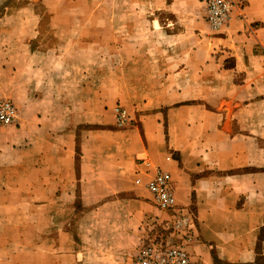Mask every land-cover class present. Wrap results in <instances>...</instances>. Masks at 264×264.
Returning a JSON list of instances; mask_svg holds the SVG:
<instances>
[{
	"label": "crops",
	"instance_id": "crops-1",
	"mask_svg": "<svg viewBox=\"0 0 264 264\" xmlns=\"http://www.w3.org/2000/svg\"><path fill=\"white\" fill-rule=\"evenodd\" d=\"M203 6L0 0L21 118L0 125V264H134L166 218L155 168L193 216V264H264V0L219 31Z\"/></svg>",
	"mask_w": 264,
	"mask_h": 264
},
{
	"label": "built area",
	"instance_id": "built-area-1",
	"mask_svg": "<svg viewBox=\"0 0 264 264\" xmlns=\"http://www.w3.org/2000/svg\"><path fill=\"white\" fill-rule=\"evenodd\" d=\"M205 16L212 30L228 28L233 13L238 9V0H203ZM116 124L126 126L130 122L129 112L121 106L115 109ZM20 115L14 102L7 97L0 99V125L3 127L19 126ZM152 196L155 207L166 215L159 224L168 236L151 237L148 235L142 248L135 257L134 264H193L188 246L193 238L190 229L193 225L192 214L177 204L172 175L161 168H155L153 175L145 185ZM153 227V229L155 228ZM182 236L179 245H170L169 238Z\"/></svg>",
	"mask_w": 264,
	"mask_h": 264
},
{
	"label": "trees",
	"instance_id": "trees-1",
	"mask_svg": "<svg viewBox=\"0 0 264 264\" xmlns=\"http://www.w3.org/2000/svg\"><path fill=\"white\" fill-rule=\"evenodd\" d=\"M150 233H151L150 235L157 234L158 237H163V238H166L168 236L167 232L163 231L159 226V224H156L155 228Z\"/></svg>",
	"mask_w": 264,
	"mask_h": 264
},
{
	"label": "rangeland",
	"instance_id": "rangeland-1",
	"mask_svg": "<svg viewBox=\"0 0 264 264\" xmlns=\"http://www.w3.org/2000/svg\"><path fill=\"white\" fill-rule=\"evenodd\" d=\"M203 12H204V14H205V9H204V6H203ZM3 98V97H2ZM2 98H0V99H2ZM7 98H9V97H7ZM20 115V114H19ZM21 119V118H20ZM8 127H15V126H8ZM146 188V187H145ZM147 191V190H146ZM148 192V191H147ZM150 195V194H149ZM150 198H151V200H152V196L150 195ZM152 203L154 204V202H153V200H152ZM155 206V205H154ZM193 217V216H192ZM155 225H154V223L152 224V226H151V229L149 230V232H148V235L149 236H151V237H158L157 236V234H154V235H150L151 233V231L153 230V227H154ZM155 233H156V231H155Z\"/></svg>",
	"mask_w": 264,
	"mask_h": 264
}]
</instances>
